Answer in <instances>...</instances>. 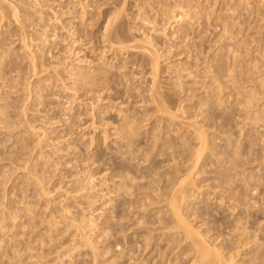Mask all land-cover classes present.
<instances>
[{
  "label": "rangeland",
  "instance_id": "obj_1",
  "mask_svg": "<svg viewBox=\"0 0 264 264\" xmlns=\"http://www.w3.org/2000/svg\"><path fill=\"white\" fill-rule=\"evenodd\" d=\"M35 1L0 0V264H264V0Z\"/></svg>",
  "mask_w": 264,
  "mask_h": 264
},
{
  "label": "bare ground",
  "instance_id": "obj_2",
  "mask_svg": "<svg viewBox=\"0 0 264 264\" xmlns=\"http://www.w3.org/2000/svg\"><path fill=\"white\" fill-rule=\"evenodd\" d=\"M35 1V0H34ZM36 2V1H35ZM28 8V7H27ZM16 13H17V11H16ZM14 15V14H13ZM113 15V14H112ZM116 15V14H115ZM111 16V15H110ZM117 16V15H116ZM115 16V17H116ZM113 17V16H112ZM114 17V18H115ZM16 20V19H15ZM17 21V20H16ZM222 26V25H221ZM227 27V26H226ZM223 28V27H222ZM116 29V30H115ZM122 27H121V24L119 23V24H117V21H115L114 19H112L111 17H110V19L108 18V22H107V24H106V26L103 28V34H102V37L103 38H101V39H103V41L104 42H108V45L110 46V47H112V49L115 47V44H121V40H119V39H117V40H115L114 38H113V36L115 35H117L118 37H120L121 38V36H122ZM114 31V32H113ZM114 34V35H113ZM223 34V33H222ZM125 36V35H124ZM124 36H122V37H124ZM221 37V36H220ZM122 39V38H121ZM223 41V40H222ZM122 42H123V40H122ZM114 46V47H113ZM27 48V47H26ZM153 61V60H152ZM152 64H153V70L156 72V68H157V61H153L152 62ZM95 74H97V73H95ZM96 78H97V76H95ZM132 122V121H131ZM133 124V123H132ZM128 128H129V126H128ZM128 128L126 127V129H127V131H128ZM132 129V128H131ZM131 131V130H130ZM130 131L128 132L129 134L127 135V138H129L128 136H131V134H130ZM135 132V131H134ZM133 132V133H134ZM25 154V153H24ZM28 158V157H27ZM32 158V157H31ZM23 164V163H22ZM17 169V168H16ZM6 171V170H5ZM44 174V173H43ZM27 175V174H26ZM92 178H93V180H94V176H92ZM33 179V178H32ZM35 180V179H34ZM39 182V181H38ZM88 182V181H87ZM93 182V181H92ZM156 182V181H155ZM164 182H166L165 180H164ZM167 183V182H166ZM41 184V183H40ZM44 184V183H43ZM89 184L91 185V182H89ZM180 184V183H179ZM182 184V183H181ZM137 186V185H136ZM180 186V185H179ZM182 186V185H181ZM116 187V186H115ZM43 188V187H42ZM137 188V187H136ZM178 188H182V187H178ZM44 189V188H43ZM138 189V188H137ZM172 189V188H171ZM171 189L169 190L168 189V191H171ZM79 190V189H78ZM134 190H136V189H134ZM175 190H177V191H174V193L175 192H178V193H180L181 192V194H182V191H178L179 189H175ZM42 191V190H41ZM146 191V190H145ZM42 192H45V191H42ZM157 192V191H156ZM158 192H160V191H158ZM48 193V192H47ZM177 193V194H178ZM45 194V193H44ZM44 194H42V195H44ZM173 195V194H172ZM176 195V194H175ZM150 196V195H149ZM183 196V195H182ZM41 197V196H40ZM44 197V196H43ZM51 197V196H50ZM128 196H126V198H127ZM151 197V196H150ZM173 198H174V196H172ZM176 197V196H175ZM178 197V196H177ZM183 197H185V196H183ZM183 197H181V198H183ZM44 198H46V197H44ZM146 198V197H145ZM153 198V197H152ZM5 199V198H4ZM148 199V198H147ZM171 199V198H170ZM156 200V199H155ZM159 200V199H158ZM174 200V202H177V200L175 201V199H173ZM141 201H142V199H141ZM170 201V200H169ZM151 202V201H150ZM153 202V201H152ZM156 202V201H155ZM158 202V201H157ZM162 202V201H161ZM53 203V202H52ZM66 203V202H65ZM128 203H131V202H128ZM140 203V202H139ZM40 204V203H39ZM56 204V203H55ZM162 204V203H161ZM170 204V203H169ZM62 205V204H61ZM124 205V204H123ZM129 205V204H128ZM154 205H156V204H154ZM175 205H176V203H175ZM146 206V205H145ZM161 206V205H160ZM34 207V206H33ZM38 207V206H37ZM128 207H130V206H128ZM142 207H144V206H142ZM171 207V209H173L174 211H172L173 213H176V211H175V209H177L178 210V208H179V205L177 206V208L176 207H174V205L173 206H170ZM29 208H32V207H29ZM42 208H44V207H42ZM66 208V207H65ZM126 208V207H125ZM62 209V208H61ZM133 209H135V208H132V210ZM143 208H141V210H142ZM145 209V208H144ZM62 210H64V209H62ZM66 210H69V209H66ZM115 210V209H114ZM127 210V209H126ZM48 211V210H47ZM69 211H71V210H69ZM68 211V212H69ZM122 211V210H121ZM136 211V210H135ZM146 211V210H145ZM5 212H6V210H5ZM130 212V211H129ZM143 212V211H142ZM142 212H140V213H142ZM21 213V212H20ZM35 213H36V211H35ZM61 213H64L63 215L65 216L66 214V212H65V210H64V212L63 211H61ZM71 212H69V213H67V214H70ZM145 213V212H144ZM157 213H159V212H157ZM53 214V213H52ZM177 214H179V212L177 213ZM15 215H17V214H15ZM14 215V216H15ZM72 215V214H71ZM132 215V214H131ZM155 215V214H154ZM61 216H62V214H61ZM115 216V215H114ZM148 216V215H147ZM146 216V217H147ZM137 217V216H136ZM174 217H180V216H174ZM183 216H182V214H181V217L180 218H182ZM16 218H18V216L16 217ZM61 218H69L70 219V217H61ZM120 218V217H119ZM127 218V217H126ZM55 219V218H54ZM73 219V218H72ZM132 219V218H131ZM178 219V218H177ZM13 220V219H12ZM20 220H21V218H20ZM36 220V219H35ZM75 220V219H74ZM90 220H92V219H90ZM176 220V219H175ZM187 220V219H186ZM186 220H184V218H183V221L185 222ZM5 221V220H4ZM24 220H22V222H23ZM57 221H59V220H57ZM66 221V220H65ZM67 221H69V220H67ZM127 221V220H126ZM173 221V220H172ZM183 221H180L178 224H182L181 222H183ZM24 222H26V221H24ZM42 222V221H41ZM50 222H53L52 220H50ZM61 222V221H60ZM116 222H118V221H116ZM183 222V223H184ZM66 224H70V222L69 223H67V222H65ZM73 223L74 222H72V225L70 226L69 225V228L70 227H72V228H74V225H76V224H74L73 225ZM76 223V222H75ZM83 223V222H82ZM89 223H90V221H89ZM118 223H120L121 225L124 223H121V221H119ZM174 223V222H173ZM186 223V222H185ZM50 224H52V223H50ZM64 224V223H63ZM94 224H95V222H94ZM103 224V223H102ZM127 224V223H126ZM143 224H145V223H143ZM188 224V223H187ZM6 225V224H5ZM14 225V224H13ZM36 225V224H35ZM65 225V224H64ZM79 225H81V224H79ZM93 224L91 223V226H92ZM95 225H97V224H95ZM151 225V224H150ZM174 225H176V224H174ZM58 226H59V223H58ZM60 226H63V225H60ZM81 226H83V225H81ZM129 226V225H128ZM185 226V225H184ZM189 226V225H188ZM37 227V226H36ZM35 227V228H36ZM43 227V226H42ZM48 227V226H47ZM55 227V226H54ZM65 228H67L66 226H64ZM76 227H78V224H77V226H75V228ZM84 227H85V225H84ZM113 227V226H112ZM179 227H180V225H179ZM56 228H57V226H56ZM68 228V229H69ZM82 228V227H81ZM114 228H116L115 226H114ZM134 228H136L135 226H134ZM181 228V227H180ZM192 228V227H191ZM190 227H189V229H191ZM77 229V228H76ZM183 230H187V228L185 229V228H182ZM56 230V229H55ZM71 230V229H70ZM79 230V229H78ZM110 230H112L111 228H110ZM116 229H114V231H115ZM122 230H123V227H122ZM122 230H120V231H122ZM130 230H132V229H130ZM6 231V230H5ZM5 231H4V233H5ZM72 231V230H71ZM120 231H118L117 233H119ZM125 231V229L123 230V232ZM134 231H136V229L134 230ZM52 232V231H51ZM67 232H69V231H67ZM79 231H77V233H78ZM112 232V231H111ZM185 231H183V233H184ZM192 231H189V233L190 234H192L191 233ZM194 232V231H193ZM77 233H76V236H77ZM81 233V232H80ZM79 233V234H80ZM83 234H86V233H84V231L82 232ZM185 233H187V232H185ZM43 234H45V233H43ZM68 234V233H67ZM78 234V235H79ZM82 234V235H83ZM113 234V233H112ZM144 234V233H143ZM75 235V234H74ZM81 235V236H82ZM186 235H188V233L186 234ZM123 236V235H122ZM191 236H195L194 234L193 235H190V237ZM197 236H198V238L200 237V235H198L197 234ZM83 237H84V235H83ZM86 237V236H85ZM113 237V236H112ZM188 236H186V238H187ZM189 237V238H190ZM202 237V236H201ZM39 238H41V236L39 237ZM80 238H82V237H80ZM114 238V237H113ZM134 238V237H133ZM149 238V237H148ZM193 238H196V237H193ZM192 238V239H193ZM74 239H75V237L73 238V242H74ZM115 239V238H114ZM141 239V238H140ZM160 239H162V238H160ZM202 239H204V238H202ZM202 239H200V240H202ZM76 240V239H75ZM122 240V239H121ZM151 240V239H150ZM195 240V239H194ZM193 240V241H194ZM196 240H197V238H196ZM29 241V240H28ZM48 241H50V240H48ZM120 241V240H119ZM199 241V240H198ZM198 241H196V242H198ZM203 242V241H202ZM201 241H200V244L198 245L199 247L197 248V249H201V251L199 250V252H198V254H200L199 256H203V257H205V259H210V258H213V252L215 251L216 252V250H214V251H210V252H212V253H210L209 252V250H208V248H205V247H203V245L202 244H204V243H202ZM207 242V241H206ZM205 242V244L204 245H207L206 247H208L209 246V244H207ZM119 243V242H118ZM152 243V242H151ZM199 243V242H198ZM145 244H147V243H145ZM194 245H196L195 243H193ZM73 245V244H72ZM112 245V244H111ZM116 245V244H115ZM127 245V244H126ZM134 245V244H133ZM137 245V244H136ZM212 245V244H211ZM117 246H119V245H117ZM213 246V245H212ZM66 247H68V246H66ZM211 247V246H210ZM20 248V247H19ZM68 248H70V247H68ZM78 248V247H77ZM80 248V247H79ZM215 248V247H214ZM119 248L117 247V251H119L118 250ZM196 249V248H195ZM207 249V250H206ZM68 250V249H67ZM75 250V249H74ZM69 251V250H68ZM194 251H196V250H194ZM74 252V251H73ZM161 252V251H160ZM201 252V253H200ZM125 253V252H124ZM18 254V253H17ZM69 254V253H68ZM73 254V253H72ZM81 254V253H80ZM197 254V255H198ZM202 254V255H201ZM220 254V253H219ZM42 255V254H41ZM70 255V254H69ZM96 255V254H95ZM40 256V255H39ZM198 256V257H199ZM8 257V256H7ZM26 257V256H25ZM59 257V256H58ZM64 257V256H63ZM69 257H72V255L71 256H69ZM122 257V256H121ZM162 257V256H161ZM18 258V257H17ZM32 258V257H31ZM179 258V257H178ZM14 259V258H13ZM20 259V258H19ZM223 259V258H222ZM94 260V259H93ZM216 260L217 259H215V263H216ZM178 261V260H177ZM9 262H11V261H9ZM7 263V264H11V263ZM96 262V261H95ZM168 262V261H167ZM206 262H208V261H206ZM224 261H222V263H223ZM22 263H24L23 261H22ZM41 263V262H40ZM97 263V262H96ZM157 263V262H156ZM16 264V263H15ZM169 264V263H168ZM214 264V263H213ZM218 264V263H217Z\"/></svg>",
  "mask_w": 264,
  "mask_h": 264
}]
</instances>
